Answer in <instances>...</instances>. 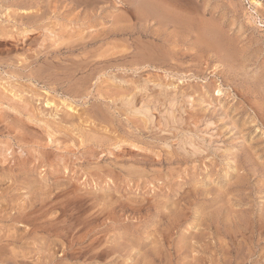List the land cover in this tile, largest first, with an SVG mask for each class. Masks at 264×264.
<instances>
[{"label":"rangeland","instance_id":"rangeland-1","mask_svg":"<svg viewBox=\"0 0 264 264\" xmlns=\"http://www.w3.org/2000/svg\"><path fill=\"white\" fill-rule=\"evenodd\" d=\"M0 93V264H264V0H0Z\"/></svg>","mask_w":264,"mask_h":264},{"label":"bare ground","instance_id":"bare-ground-1","mask_svg":"<svg viewBox=\"0 0 264 264\" xmlns=\"http://www.w3.org/2000/svg\"><path fill=\"white\" fill-rule=\"evenodd\" d=\"M3 1H4V0H3ZM44 1H45V0H44ZM8 2H9V1H8ZM32 2H33V1H32ZM78 2H79V1H78ZM19 4H20L19 2L16 3L17 6H18ZM1 6H2V5H1ZM14 7H15V6H14ZM17 8H18V7H17ZM28 9H29V8H28ZM18 11H20L19 14L21 15V17H23V15H25V17H26V15L32 14V10H23V9H22V10H18ZM43 12H44V10H43ZM56 12H57V11H56ZM61 12H62V11H61ZM41 13H42V12H41ZM46 13H47V12H46ZM9 14H10V13H9ZM39 14H40V13H39ZM42 14H43V13H42ZM59 15H60V13H59ZM189 15H190V14H189ZM203 15H204V14H203ZM30 16L32 17V15H30ZM52 16H53V15H52ZM181 16H182V15H181ZM181 16H180V17H181ZM31 17H29V18H31ZM33 17H34V16H33ZM62 17H63V15H62ZM194 17H195V16H194ZM27 18H28V16L26 17V20H27ZM29 18H28V19H29ZM64 18H65V17H64ZM9 19H10V18H9ZM31 19H32V18H31ZM13 21H14V20H13ZM29 21H30V20H29ZM192 21H193V20H192ZM8 22H9V21H8ZM36 22H37V21H36ZM199 23H200V22H199ZM216 23H217V22H216ZM13 25H14V24H13ZM18 25H19V24H18ZM20 26H21V25H20ZM24 26H25V25H24ZM28 28H29V27H28ZM39 28H40V27H39ZM20 29H21V28H20ZM175 29H176V28H175ZM23 30H24V29H23ZM4 31H5V30H1V35H2V36H9V37H12V38H16L14 35L8 33L7 31H5V32H4ZM18 31H19V30H18ZM49 31H50V30H49ZM186 31H188V30L186 29ZM11 32H12V31H11ZM24 33H25V32H24ZM30 35H31V34H30ZM33 36H34V35H33ZM31 37H32V36H31ZM31 37H30V38H31ZM19 38H20V37H19ZM21 38H22V36H21ZM21 38H20V39H21ZM56 38H57V37H56ZM26 39H27V38H26ZM31 39H32V38H31ZM33 39H34V37H33ZM57 39H58V38H57ZM28 40H29V39H28ZM38 41H39V40H38ZM26 42H27V41H26ZM23 43H24V42H23ZM25 44H26V43H25ZM36 44H37V43H36ZM78 44L80 45V43H78ZM209 44H210V43H209ZM27 45H28V44H27ZM79 45H78V47H79ZM76 46H77V45H76ZM30 47H31V46H30ZM24 48H25V47H24ZM75 48H76V47H75ZM60 49H61V48H60ZM154 49H155V48H154ZM31 50H32V49H31ZM73 50H74V49H73ZM17 51H19V50L17 49ZM22 51H24V50H22ZM55 51H56V50H55ZM158 51H159V50H158ZM49 52H50V51H49ZM49 52H48V53H49ZM56 52H57V51H56ZM46 53H47V52H46ZM51 53H53V52L51 51ZM57 53H58V52H57ZM155 53H156V52H155ZM157 53H158V52H157ZM159 53H160V52H159ZM71 54H72V53H71ZM138 54H139V53H138ZM69 55H70V54H69ZM37 56H38V54H37ZM37 56H36V57H37ZM154 56H155V55H154ZM41 57H42V56H41ZM10 58H11V57H10ZM154 58L156 59V57H154ZM157 58L159 59V57H157ZM160 58H161V57H160ZM33 59H34V58H33ZM46 59H47V57H46ZM162 59H163V58H162ZM65 60H67V58H65ZM77 60H78V59H77ZM151 60H152V59H151ZM153 60H154V59H153ZM153 60H152V61H153ZM156 60H157V59H156ZM156 60H155V61H156ZM40 61H41V60H40ZM157 61H158V60H157ZM166 61H167V60H166ZM37 62H38V61H37ZM65 63H66V62H65ZM1 64H2V63H1ZM5 64H7V63H5ZM45 64H46V63H45ZM47 64H48V63H47ZM49 64H50V63H49ZM66 64H68V63H66ZM77 64H78V63H77ZM82 64H83V63H82ZM68 65H69V64H68ZM68 65H66V66H68ZM9 66H10V65H9ZM22 66H23V65H22ZM55 66H56V65H55ZM79 66H81V64L78 65V67H79ZM12 67H13V66H12ZM45 67H46V66H45ZM49 67H50V66H49ZM56 67H57V66H56ZM76 67H77V66H76ZM14 68H16V66L13 67V69H14ZM42 68H44V67H42ZM46 68H47V67H46ZM51 68H52V67H51ZM51 68H50V69H51ZM61 68L64 69L63 66H62ZM18 69H19V68H18ZM21 69H22V68H21ZM21 69H20V70H21ZM40 69H41V68H40ZM40 69H38L36 72H40ZM53 69H54V67H53ZM53 69H52V70H53ZM55 69L57 70V69H60V68L58 67V68H55ZM66 69H68V67H66ZM76 69H77V68H76ZM16 70H17V69H16ZM43 70L45 71V69H43ZM43 70H42V71H43ZM52 70H51V72H52ZM60 70H61V69H60ZM69 70H70V69H69ZM18 71H19V70H18ZM18 71H17V72H18ZM48 71H49V68H48ZM75 71H76V70H74V72H75ZM7 72H8V71H7ZM7 72H6V73H7ZM4 73H5V72H4ZM67 73H68V72H67ZM59 74H60V73H59ZM22 75H23V74H22ZM38 75H40V73H39ZM41 75H42V74H41ZM71 76H72V75H71ZM17 77H18V76H17ZM65 77H66V76H65ZM65 77H64V78H65ZM33 78H35V77H33ZM10 79H11V78H10ZM17 79H18V78H17ZM27 79H28V78H27ZM35 79H36V78H35ZM25 80H26V79H25ZM36 80H37V79H36ZM49 80H50V78H49ZM2 81H4V80L2 79ZM37 81H38V80H37ZM57 82H58V81H57ZM60 82H61V81H60ZM64 83H65V82H64ZM42 84H44V83H42ZM47 84H48V83H47ZM43 86H44V85H43ZM48 90H49V89H48ZM52 90H53V89H52ZM22 91H23V90H22ZM54 91H55V90H54ZM66 91H67V90H66ZM0 94H1V93H0ZM2 95H3V94H2ZM12 98H13V97H12ZM7 99H8V98H7ZM14 101H15V100H14ZM20 104H22V103H20ZM24 105H25V104H23V106H24ZM23 109H24V107H23ZM27 114H29V113H27ZM30 118H31V117H30ZM31 120H32V119H31ZM30 122H31V121H30ZM26 127H27V126H26Z\"/></svg>","mask_w":264,"mask_h":264}]
</instances>
